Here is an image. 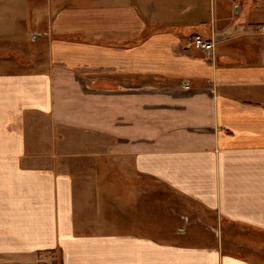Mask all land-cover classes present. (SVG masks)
I'll return each mask as SVG.
<instances>
[{"label":"crops","instance_id":"crops-1","mask_svg":"<svg viewBox=\"0 0 264 264\" xmlns=\"http://www.w3.org/2000/svg\"><path fill=\"white\" fill-rule=\"evenodd\" d=\"M175 195L264 234V0H0V264H259Z\"/></svg>","mask_w":264,"mask_h":264},{"label":"rangeland","instance_id":"rangeland-1","mask_svg":"<svg viewBox=\"0 0 264 264\" xmlns=\"http://www.w3.org/2000/svg\"><path fill=\"white\" fill-rule=\"evenodd\" d=\"M67 135H74L66 133ZM75 135L74 137H76ZM80 136L88 138L92 137L90 134H81ZM108 143V142H106ZM174 211L175 222L178 223L179 218L184 216V220H187L185 225V231L192 234H198L197 240L200 239L201 234H216L220 233L224 239V246L230 250H236L241 248L245 257L255 256L254 259L259 264H264V234L253 230H245L240 226H234L233 224L226 223L224 220H219L215 214L206 212L203 208L196 205L193 202L186 201V199L174 196ZM182 214L183 216H181ZM179 215L181 217H179ZM186 217V218H185ZM165 227L168 226V220H164L162 223ZM177 229V224L174 226ZM170 229V228H169ZM193 238V237H192ZM167 239H171L170 237ZM192 240V239H190Z\"/></svg>","mask_w":264,"mask_h":264},{"label":"built area","instance_id":"built-area-1","mask_svg":"<svg viewBox=\"0 0 264 264\" xmlns=\"http://www.w3.org/2000/svg\"><path fill=\"white\" fill-rule=\"evenodd\" d=\"M186 50H199L206 56H211L214 49V38L206 39L200 35H193L183 41Z\"/></svg>","mask_w":264,"mask_h":264}]
</instances>
